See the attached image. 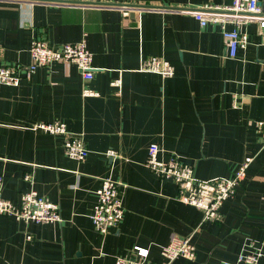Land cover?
Returning a JSON list of instances; mask_svg holds the SVG:
<instances>
[{
	"label": "crops",
	"instance_id": "0c3cea01",
	"mask_svg": "<svg viewBox=\"0 0 264 264\" xmlns=\"http://www.w3.org/2000/svg\"><path fill=\"white\" fill-rule=\"evenodd\" d=\"M231 1L98 0L109 6L80 8L0 0V67L27 65L34 39L53 48L84 39L95 69L85 84L63 63L39 67L17 86L0 84L2 197L14 203L33 189L58 204L61 218L26 223L0 214V264H114L134 247L160 264L173 235L190 237L196 250L173 264H224L242 251L259 253L264 264V141L255 126L264 119V34L256 23L243 25L247 43L230 58L219 26H201L192 14ZM146 56L163 57L174 74L140 71ZM84 86L98 95H82ZM55 121L81 136L85 160L65 155L63 136L35 128ZM151 144L161 160L175 154L201 180L229 177L252 159L218 222H203L177 199L171 179L146 168ZM106 178L119 183L124 212L102 235L90 214Z\"/></svg>",
	"mask_w": 264,
	"mask_h": 264
},
{
	"label": "built area",
	"instance_id": "2783aa9c",
	"mask_svg": "<svg viewBox=\"0 0 264 264\" xmlns=\"http://www.w3.org/2000/svg\"><path fill=\"white\" fill-rule=\"evenodd\" d=\"M43 3H58V5L80 8L104 7L98 4V0H53ZM203 8L192 14L201 26H206L208 23L219 26L230 58H234L237 49L243 48L247 43V36L241 31L243 25L256 23L264 34V0H232L225 8L212 6ZM123 11L127 14L126 9ZM228 25L232 27L229 28ZM29 58V63L22 67L1 66L0 84L17 86L21 80L28 79L37 68L48 67L52 63L75 65L80 71L84 84L92 79L95 70L92 66V54L84 39L76 43L62 44L59 48H53L45 41L34 39L30 45ZM261 66L264 68V62ZM138 69L158 74L164 79L174 74L173 66L160 56L141 58ZM111 85L119 87L121 82L115 79ZM115 94L119 95V90ZM82 95L97 96L98 93L84 86ZM255 126L264 141V119L256 121ZM35 128L51 135L63 136L62 147L65 155L70 159L83 161L87 157L88 151L81 136L69 132L64 122L39 123ZM159 152L160 148L157 144L148 147L146 168L162 179H171L176 184L177 199L197 208L201 212L203 222L220 220L222 204L234 194L235 188L244 180L246 170L252 162L251 158H245L229 177L201 180L194 176L192 167L181 162L179 156L174 154L167 161H163L159 158ZM24 180L30 181V174L25 175ZM119 187V183L106 178L101 180V185L96 191V202L90 219L95 230L102 235L108 234L111 228L117 227L123 218L124 209ZM2 188L3 179L0 176V214L12 216L26 223L61 221L58 204L46 200L33 189L21 193L18 201L13 203L2 197ZM132 253L129 257H117L114 264H152L147 259L148 250L134 247ZM195 253V246L190 237L173 235L169 242L160 248V255L163 258L160 264H173L179 258L191 260L195 257ZM260 257L259 253L242 251L234 262H224V264H261Z\"/></svg>",
	"mask_w": 264,
	"mask_h": 264
},
{
	"label": "water",
	"instance_id": "95a60500",
	"mask_svg": "<svg viewBox=\"0 0 264 264\" xmlns=\"http://www.w3.org/2000/svg\"><path fill=\"white\" fill-rule=\"evenodd\" d=\"M31 1H35V2H51L53 0H31ZM98 4H102L104 6H109L107 5V3H98ZM121 6H125V7H131V8H140V6H135V5H121ZM144 7V6H143ZM142 8V7H141Z\"/></svg>",
	"mask_w": 264,
	"mask_h": 264
}]
</instances>
